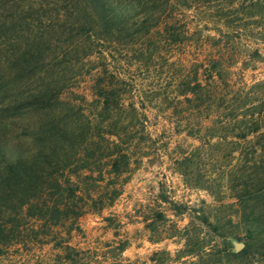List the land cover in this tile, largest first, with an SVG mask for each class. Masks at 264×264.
<instances>
[{"label": "trees", "instance_id": "1", "mask_svg": "<svg viewBox=\"0 0 264 264\" xmlns=\"http://www.w3.org/2000/svg\"><path fill=\"white\" fill-rule=\"evenodd\" d=\"M59 1L62 6L56 3L52 9L58 16L45 26L39 15L35 17L40 10L37 7L15 13L10 21L6 18L8 23L1 24L10 44L6 51L9 79L22 90L6 108L14 117H38L27 136L34 137L39 149L14 160L1 154L0 253L9 250V240L45 244L51 232L55 234L50 236L57 238L61 228L79 229L83 218L104 212L120 197L122 184L105 182L106 176L128 173L134 163L139 165L150 157L142 148L152 141L151 114L135 79L118 66L114 49L126 48L134 40L133 45L139 43L132 63L136 67L154 58L143 49L149 38L160 46L167 43L181 55L183 68L173 79L170 92L164 93L158 113L162 112L174 135L198 140L199 145L174 160L176 175L192 188L222 194L213 190L211 175L200 168L210 155L219 153L216 163L230 168L225 186L237 199L236 213H243L254 195L264 193V178L257 185L244 187L240 183L241 177L252 175L253 158L245 166L247 174L239 175L238 166L232 165L240 123L238 89L232 83L231 70L237 57L235 42H224L222 32L220 37L200 36L197 42L203 47L200 50L208 51L206 60L192 69L183 65L193 36L184 11L195 5L210 6L211 11H205L208 21L241 31L240 14L243 21L253 20L262 13L264 0ZM230 9L238 13L234 20ZM75 94L81 95L86 106L98 108L99 124L87 113L88 108L82 111L73 99ZM158 202L170 204L176 216L187 212L168 197L161 196ZM156 214L166 220L163 213ZM198 219L192 232L188 226L182 230L184 241L174 257L168 251H158L149 262L128 264H222L224 259L233 264L244 256V252L230 251L226 232L217 233L221 249H210L207 227L212 223L205 212ZM10 224L13 227L8 229ZM23 226L42 233L28 237ZM125 249L123 246L121 252ZM72 251L67 247L66 255L72 256Z\"/></svg>", "mask_w": 264, "mask_h": 264}, {"label": "rangeland", "instance_id": "2", "mask_svg": "<svg viewBox=\"0 0 264 264\" xmlns=\"http://www.w3.org/2000/svg\"><path fill=\"white\" fill-rule=\"evenodd\" d=\"M56 3L62 6L59 0H0V157L6 154L14 160L33 155L39 149L34 137L27 136L34 130V122L38 117L30 114L14 117L13 111L6 108L22 90L9 79L6 51L10 44L7 41L8 34L5 35L1 30V24L8 23L7 19L10 21L15 13H25L29 7H37L40 10L35 17L39 15L45 26L49 19L53 21L58 16L52 10ZM208 9L211 11L210 6L195 5L184 11L193 36L192 48L183 65L192 69L206 60L208 51L200 50L203 47L197 42L200 36L204 38L211 34L220 37L222 32L224 42H235L237 57L231 70L234 72L232 83L238 89L240 123L235 133L238 135L235 141L237 151L232 165L238 166L239 175L247 174L245 166L253 158L255 169L252 175L241 177L243 180L240 183L244 187L257 185L264 178V8L253 20L243 21L245 17L240 14L241 31L208 21L205 15ZM229 11L230 18L234 20L237 11ZM163 21L158 29L162 27ZM153 39L149 38L143 49L154 58L145 61V65L140 67L132 64L139 43L133 45L134 40L126 48L114 46L118 53V66L126 70L128 77L135 79L147 103L146 110L151 114L152 141L144 144V149L141 147L142 153L150 157L144 158L139 165L134 163L128 173L106 176L105 182L122 184L121 195L112 207L100 214L87 215L81 220L79 229L61 228L57 231V238L51 237L55 234L51 232V236L48 235L49 242L45 244L9 240V250L0 253V264H108L111 261L128 264L135 261L149 262L158 251H168L174 257L184 241L182 230L188 226L192 232L202 212L209 216L212 223V226L207 227L210 249H221L222 240L217 233L226 232L230 251L233 254L244 252V256L235 259L233 264H264V193L254 195L247 202L248 208L243 213H236L237 199L230 195L225 186L228 179L226 173L230 168L216 163L214 158L219 153L210 155L204 167L200 168L204 174L211 175L213 190L222 191V194L211 195L205 190L192 188L176 175L174 160L183 152L198 146L199 141L184 135H174L162 112L158 113L161 111V99L165 98L164 93L170 92L173 79L183 67L179 62L181 55L172 51L167 43L160 46ZM73 99H76L82 111L88 108L87 113L99 124L98 108L86 106L81 95L75 94ZM74 111L81 116L78 108ZM78 114L75 118L79 117ZM248 151L253 154L249 155ZM0 163L2 167L1 160ZM161 196L185 206L187 212L176 216L170 204L158 202ZM158 212L163 213L166 220H160L156 214ZM107 218L111 219L110 222L105 220ZM7 227L9 229L13 224ZM23 227L24 235L28 237L42 233ZM238 244L244 246L238 249ZM123 246L126 249L121 252ZM67 247L74 249L72 256L66 255ZM222 264H228L226 259Z\"/></svg>", "mask_w": 264, "mask_h": 264}, {"label": "water", "instance_id": "3", "mask_svg": "<svg viewBox=\"0 0 264 264\" xmlns=\"http://www.w3.org/2000/svg\"><path fill=\"white\" fill-rule=\"evenodd\" d=\"M243 246H244L243 244H238V245H237V248H238V249H241Z\"/></svg>", "mask_w": 264, "mask_h": 264}]
</instances>
